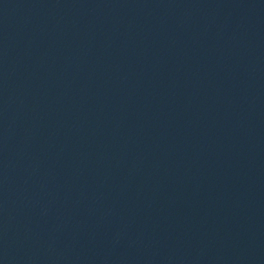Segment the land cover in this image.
<instances>
[{"label":"water","instance_id":"1","mask_svg":"<svg viewBox=\"0 0 264 264\" xmlns=\"http://www.w3.org/2000/svg\"><path fill=\"white\" fill-rule=\"evenodd\" d=\"M0 264H264V0H0Z\"/></svg>","mask_w":264,"mask_h":264}]
</instances>
